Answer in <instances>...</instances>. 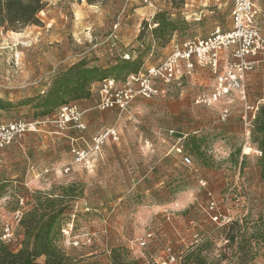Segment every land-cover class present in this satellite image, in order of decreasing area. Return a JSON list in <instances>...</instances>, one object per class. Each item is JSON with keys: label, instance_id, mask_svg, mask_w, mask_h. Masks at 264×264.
Returning a JSON list of instances; mask_svg holds the SVG:
<instances>
[{"label": "rangeland", "instance_id": "obj_1", "mask_svg": "<svg viewBox=\"0 0 264 264\" xmlns=\"http://www.w3.org/2000/svg\"><path fill=\"white\" fill-rule=\"evenodd\" d=\"M44 1L41 23L20 31L0 26V98L10 102L0 110V124L40 121L37 131L0 147V237L6 224L14 228V238L5 243L13 250L21 248L24 230L15 213L32 209L39 191L60 197L70 188L65 222L75 213L73 234L92 236L91 242L72 246L60 234L58 244L71 256V264H115V250L127 262L166 264L168 249L177 259L171 264H264V243L250 237L252 223L264 217L261 155L251 140L253 124L248 127L241 119L240 101L226 121L216 108L194 103L195 94L211 89L210 71L196 67L194 76L170 86L167 96L138 97L121 115L102 110L86 130L62 129L56 123L58 109L37 116L33 103L23 102L47 90L57 73L79 59L108 67L122 56L141 57L139 70L158 64L174 37H205L217 26L229 29L231 1ZM255 1L264 34V0ZM159 12L176 21L171 36L153 33ZM247 93L249 103L264 104V61L249 73ZM183 96L188 101L179 114L158 101ZM113 125L121 139L105 145L93 169L73 163L74 146L87 145L93 133ZM179 145L192 157V165L183 163ZM195 145L200 151H192ZM30 178L39 186H27ZM212 201L218 213L248 222L244 248L239 237L228 241L230 230L213 220ZM160 205L165 206L155 212ZM149 232L154 237L141 246ZM195 234L203 237L201 243H195ZM201 246V255L187 257Z\"/></svg>", "mask_w": 264, "mask_h": 264}, {"label": "built area", "instance_id": "obj_2", "mask_svg": "<svg viewBox=\"0 0 264 264\" xmlns=\"http://www.w3.org/2000/svg\"><path fill=\"white\" fill-rule=\"evenodd\" d=\"M148 3L149 0H131ZM231 11L230 28L223 30L217 26L208 36H196L171 42V50L158 64L147 66L144 70L129 74L122 82L113 77L103 79L100 83V99L97 107L101 110L114 109L120 115L128 111L132 102L138 98L165 97L169 87L182 85L185 79L194 76L196 67L206 69L212 73L214 84L210 92H198L193 97L195 104L216 108L220 117L226 121L234 111V103L240 101L243 105L241 119L250 127L256 117L261 101L252 104L248 102L247 78L257 64L264 61V34L259 25L260 9L255 0H230ZM128 56V55H126ZM124 58V56H122ZM264 102V101H263ZM84 111L76 102L68 103L58 109L56 123L62 129L74 127L79 130L86 128ZM40 121H12L0 124V147L10 143L17 136L26 132L37 131ZM120 130L117 125L108 126L99 130L85 146L76 145L72 148L73 162L91 168L102 154L105 145L109 142H119ZM185 139L181 137L179 140ZM182 154L184 164H193L192 157L183 152V145L177 147ZM260 153V151H258ZM261 154V153H260ZM70 168H65L69 171ZM215 211L213 220L219 226L230 223V215L218 213L215 201L210 204ZM24 213L18 210L15 213L16 222H20ZM75 213L63 227L62 233L69 245L80 246L92 241V236L84 234L74 235ZM195 243H201L203 237L195 234ZM154 237L152 232L147 233L140 240L145 246L149 239ZM14 238V228L6 224L1 240L10 242ZM166 264L177 261L176 257L167 250Z\"/></svg>", "mask_w": 264, "mask_h": 264}, {"label": "trees", "instance_id": "obj_3", "mask_svg": "<svg viewBox=\"0 0 264 264\" xmlns=\"http://www.w3.org/2000/svg\"><path fill=\"white\" fill-rule=\"evenodd\" d=\"M45 6L44 0H0V26L5 30L20 31L29 25L39 24L41 23L39 13L45 9ZM155 22L158 23L153 29L156 37L171 36L178 28L176 21L164 12L155 15ZM129 58V55L125 56L108 67L90 65L86 60H80L57 73L47 90L28 97L23 102L33 103L37 116L51 115L65 104L90 97L93 85L105 78L124 80L129 74L139 72L137 64L140 63L141 57ZM9 104V101L0 98V110L7 108ZM251 140L261 153L259 165L261 178L264 181V104L259 106L253 120ZM192 151H200V145H195ZM3 189L4 184L1 182L0 199L3 197ZM64 190L65 193L60 197H52L51 194L42 191L36 194L35 206L24 212L20 221L24 230L21 248L13 250L0 240V264H71V256L58 244L62 229L67 224L65 222V216L68 213L67 199L73 194H69L70 188ZM247 225L246 220L233 219L223 226L230 230L226 239L234 242L239 237L243 243L241 248H244L247 244ZM251 227L253 232L250 237L257 244L264 243V217L252 223ZM203 249L204 246L198 247L197 251L188 253L187 257L201 255ZM254 257L253 255L251 258ZM113 259L115 264H138L137 260L125 261L117 250L113 251Z\"/></svg>", "mask_w": 264, "mask_h": 264}, {"label": "crops", "instance_id": "obj_4", "mask_svg": "<svg viewBox=\"0 0 264 264\" xmlns=\"http://www.w3.org/2000/svg\"><path fill=\"white\" fill-rule=\"evenodd\" d=\"M78 61H80V59ZM74 63H76V62H73L72 64H74ZM72 64H70L69 66H71ZM52 71H54V70H52ZM213 84H214V78H213V83L211 84V89L209 91H202V92H210L212 90ZM99 87H100V83L99 82L95 83L92 87V95L90 97L76 101V103L79 105V107L84 111L83 118H84V121L86 123V128L84 130H86L88 128L89 123L91 122V119L94 118L97 113H99V114L103 113V111L97 107V104H98L99 99H100ZM158 101H163L165 103L166 108L172 114H179L181 112V110H183V108L186 105L188 100H186L185 97L183 96V97H180L177 99H160ZM106 113H108V112H106ZM97 132H95L91 135V139ZM181 137L182 136H179L178 140ZM109 143H114V142H109ZM97 161H98V159H97ZM97 161L95 162L93 167L88 168V169H93L95 167ZM62 164H64V163L61 162L58 165L59 168L61 169V171H62V167H61ZM75 164H77V163H75ZM77 165L84 167L81 164H77ZM26 185L27 186H34V185L39 186V183L35 179L30 178L29 180H27ZM164 206H161V205L157 206L156 209H154V211L158 212V210H161L162 208H164ZM139 258H141V257L139 256Z\"/></svg>", "mask_w": 264, "mask_h": 264}]
</instances>
